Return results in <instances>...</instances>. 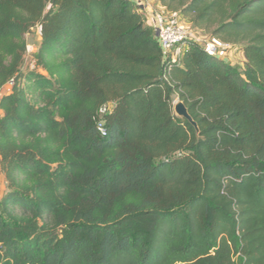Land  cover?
<instances>
[{
  "label": "trees",
  "instance_id": "1",
  "mask_svg": "<svg viewBox=\"0 0 264 264\" xmlns=\"http://www.w3.org/2000/svg\"><path fill=\"white\" fill-rule=\"evenodd\" d=\"M149 1L244 60L172 63L133 0H0V264H264V0Z\"/></svg>",
  "mask_w": 264,
  "mask_h": 264
},
{
  "label": "built area",
  "instance_id": "2",
  "mask_svg": "<svg viewBox=\"0 0 264 264\" xmlns=\"http://www.w3.org/2000/svg\"><path fill=\"white\" fill-rule=\"evenodd\" d=\"M140 11L148 12L150 6L145 0H133ZM40 33H41V28ZM154 32L160 41L163 49L169 54L172 63H178L184 51L190 43L202 45L209 56H225L230 46L219 39L210 38L203 32L186 26L177 12L162 14L157 12L154 19ZM111 110V105L104 106L100 110L101 115L107 114ZM99 132L105 136L106 130L103 122L98 123Z\"/></svg>",
  "mask_w": 264,
  "mask_h": 264
},
{
  "label": "rangeland",
  "instance_id": "3",
  "mask_svg": "<svg viewBox=\"0 0 264 264\" xmlns=\"http://www.w3.org/2000/svg\"><path fill=\"white\" fill-rule=\"evenodd\" d=\"M146 1L148 2V0H146ZM183 22L186 26H190L187 19H184ZM26 40L28 43V49H27V54H26V58H25V63L23 65V71L24 72H28V71L34 69V63H35L34 57H35V54H36V52L40 46V42H41V33H40L39 27L33 29L31 31V33L26 36ZM230 51H232L233 56L232 55L231 56H232L233 60H232V62L230 60H228V61L234 65H235V63H240L239 59L241 57V52H240L239 48L237 47V48L230 50ZM230 51H229V53H227V55H230ZM233 62H235V63H233ZM10 89H11L10 85L2 88L0 90V97L9 93ZM177 102H178V100H176L175 104ZM0 186H1V190H0V200H1L2 197L7 193V183L5 180V176L1 172V170H0Z\"/></svg>",
  "mask_w": 264,
  "mask_h": 264
},
{
  "label": "crops",
  "instance_id": "4",
  "mask_svg": "<svg viewBox=\"0 0 264 264\" xmlns=\"http://www.w3.org/2000/svg\"><path fill=\"white\" fill-rule=\"evenodd\" d=\"M146 1V0H145ZM148 0V2L146 1V3L150 6V9L148 12H144L145 14V23L147 25V27H149L150 29H152L154 31V19H155V14L158 12V10L152 6L151 2ZM236 47H233L231 50L235 49ZM241 52V51H240ZM232 51H230V59H232ZM244 60L242 52H241V57L239 59L240 63Z\"/></svg>",
  "mask_w": 264,
  "mask_h": 264
},
{
  "label": "water",
  "instance_id": "5",
  "mask_svg": "<svg viewBox=\"0 0 264 264\" xmlns=\"http://www.w3.org/2000/svg\"><path fill=\"white\" fill-rule=\"evenodd\" d=\"M174 113L182 119L187 120L193 127L198 129L197 124L194 122L192 117L190 116L186 106L182 102H177L174 107Z\"/></svg>",
  "mask_w": 264,
  "mask_h": 264
}]
</instances>
